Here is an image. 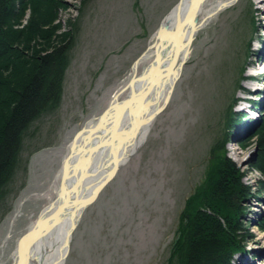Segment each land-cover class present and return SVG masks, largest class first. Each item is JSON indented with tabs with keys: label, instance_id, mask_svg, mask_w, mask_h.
Instances as JSON below:
<instances>
[{
	"label": "rangeland",
	"instance_id": "1",
	"mask_svg": "<svg viewBox=\"0 0 264 264\" xmlns=\"http://www.w3.org/2000/svg\"><path fill=\"white\" fill-rule=\"evenodd\" d=\"M178 1L63 0L57 6L55 34L66 38L54 44L70 40L61 91L57 102L44 107L26 128L16 167L0 196V264H19L12 256L17 241L56 197L59 168L75 132L107 107L135 64L136 74L143 70L152 56H140L150 52L155 32ZM216 7L217 0L203 2L196 19L200 26L169 101L145 140L81 210L63 264H167L178 213L185 197L203 182L229 107L241 109L235 124L257 120L259 112L248 107L247 99L255 104L264 98V0ZM29 11L16 26L27 21ZM42 43L41 36L30 41L33 49ZM119 94L125 98L128 89ZM235 124L223 147L251 193L240 199L244 249L231 254L230 261L264 264V229L258 225L264 216V173L250 162L258 159V148L254 157L250 149L258 129L242 140L250 126L239 132Z\"/></svg>",
	"mask_w": 264,
	"mask_h": 264
},
{
	"label": "trees",
	"instance_id": "2",
	"mask_svg": "<svg viewBox=\"0 0 264 264\" xmlns=\"http://www.w3.org/2000/svg\"><path fill=\"white\" fill-rule=\"evenodd\" d=\"M62 3L63 0H0V196L16 167L26 128L44 107L57 102L61 91L64 52L70 40L58 46L53 40L60 43L64 35L55 34L58 24L54 23L57 6ZM28 7L27 21L16 26ZM38 36L44 43L33 49L30 41ZM26 48L32 49V54ZM40 50H47L46 56ZM45 60L49 65L47 71H42ZM51 64L54 68L50 69ZM234 116L229 107L226 129L210 151L203 182L185 197L167 264H233L231 254L244 249L246 233L241 225L240 199L251 193V187L241 180L240 170L223 147ZM255 139L258 159L251 164L264 173V109ZM261 184L264 187V180ZM258 225L264 229V216Z\"/></svg>",
	"mask_w": 264,
	"mask_h": 264
},
{
	"label": "water",
	"instance_id": "3",
	"mask_svg": "<svg viewBox=\"0 0 264 264\" xmlns=\"http://www.w3.org/2000/svg\"><path fill=\"white\" fill-rule=\"evenodd\" d=\"M181 2L182 0H179L170 11L174 9L177 10ZM203 2L204 0H188L186 6L183 9L177 10L175 12V23H173V25L168 29H166L165 26V29L163 32H161L160 37L158 40H156L154 55H152L149 62L139 74L131 75L119 92L114 94L116 95L125 88H128L127 96L120 101H112L113 99H111L107 107L99 115L94 117V120L91 124L83 125L75 132L70 142L69 150L65 154L61 163L60 184L56 197L39 212L32 224L26 229V231L19 237L17 241V245L14 250L16 251L15 257L17 258L16 260L19 264H37L40 255L38 256L36 253L34 242L43 236L40 234V232H45V230L50 229L51 227L55 228V225H60L61 218L65 217L72 207H77L80 205V212L78 213V216H76V218L70 222L71 224L66 230L64 240L60 241L57 239L56 244L53 243V241L49 243V245L51 244V249H56L57 253L52 256L53 258L51 262L45 261L44 264H57L60 261L63 264L69 248L71 231L76 225L81 210L95 197L100 189L111 180L120 164H122L132 153H134L140 144L145 140L146 134L149 131L153 119L169 101L171 93L176 84V80L178 79L180 69L185 60L187 48L190 45L193 33L196 28L200 26V24L195 21V18L198 17V13ZM224 2L221 5H223ZM228 3L229 2L226 1L224 5ZM189 22L191 23V26L188 27L189 29L187 39L183 40V32L185 29H187ZM159 28H162V23ZM185 45L187 48L184 52L182 51V48ZM143 55L144 53L142 56ZM167 60L168 62H166ZM165 62L167 63L166 66ZM171 71H174L175 75L169 80L170 75L168 73ZM159 73L162 74L160 75ZM157 76H161L159 77L160 81L156 84L157 87L159 86L158 90H160V94L157 98L156 104L150 109L148 117L144 119L145 125L144 128L142 127L143 136L138 138L130 151L125 152L122 157H120V155H116V153H113L111 155L113 160L112 165L110 166L107 174L99 182L94 183L96 182L94 178L95 167L92 168L93 165L91 166L93 157L97 156L98 151H100L99 153L105 151L104 147L107 145L108 149L113 151L114 140L115 138L119 137V134H121L119 132L120 130L118 125L121 120L123 121L125 115L133 108L132 103H134L137 99H141V101L136 102L137 105L140 103L136 111H139L142 109V107H144V99H142L143 96L141 93H147L148 91L142 92L137 87V85H135L136 81H140L141 79L144 80V85L147 83V88L149 89L155 81H158L156 80ZM166 86L167 88H165ZM139 95L141 98H138ZM148 99L149 98H147L145 101ZM80 134H83L84 137L81 138L82 142L77 140L78 137L81 136ZM106 141H108V144ZM128 141L129 144L132 142V140ZM251 149L255 156L257 153L256 145H254ZM74 155L75 159H72ZM82 155H84L86 158L85 163L80 162V157H82ZM87 180V183H82ZM90 186H92V191L90 194L86 196V198H80V195L83 194L82 190ZM77 198L80 199L76 201ZM33 239L34 241H32ZM59 242H62V244L59 245ZM47 244L48 242H46L44 247L41 249L45 250V246Z\"/></svg>",
	"mask_w": 264,
	"mask_h": 264
},
{
	"label": "bare ground",
	"instance_id": "4",
	"mask_svg": "<svg viewBox=\"0 0 264 264\" xmlns=\"http://www.w3.org/2000/svg\"><path fill=\"white\" fill-rule=\"evenodd\" d=\"M226 1L227 2H230L231 0H217V7L219 8V7L223 6L226 3ZM187 2H188V0H182L181 4H180V6H179V8L177 10L183 9L186 6ZM223 2H224V4L221 5ZM216 8H215V10H216ZM177 10L174 9V10L170 11V13L167 14V16L162 21V28H158L157 31L154 34L155 35V40H154V42L152 41L153 43L149 47V50H148L150 52H146L141 58H147V57H151L152 55H154V49L153 48H155L156 40H158V38L160 37L161 32H163V30L165 29V26H166V29H168V28H170L173 25V23H175V21H176V19H175L176 18L175 12ZM215 10H210V12H208V14H202L201 20L205 21L206 17L208 15L210 16L212 14V12H214ZM196 19H197V17L195 18V21H196ZM200 23H202V22H200ZM190 24L191 23L189 22V24L187 25V29H185L184 32H183V38H182L183 40L187 39L188 29H189L188 27L191 26ZM186 48H187L186 45L183 46L182 51L185 52ZM187 52L188 53L185 55V59H187L188 56H189V48H187ZM166 62H168V60ZM166 62H165V66L167 64ZM135 65H134V68H133V74L134 75H137L136 74V66ZM174 71L173 72L171 71L170 73H168L170 75L169 76V80L171 79L172 76L175 75ZM159 74L161 75L162 73H159ZM159 77H161V76H157L156 77L157 78L156 80H158V81H155L153 83V85L149 89L147 88V83L144 85V83H145L144 80L141 79L140 81L139 80L136 81L135 85H137V87L142 92L148 91L147 93H141L142 96H143L142 99H144V107H142V109H140L139 111H136L137 107L140 105V103L137 105L136 102L141 101V99H137L134 103H132L133 104V106H132L133 108L131 107L132 108L131 111L128 112L125 115L123 121L121 120L120 123H119V125H118V128L120 130L119 132L121 134H119V137L118 138H115V140H114L113 151L111 149L109 150L108 149V145H107L106 147H104V150L105 151H102L101 153H99L100 151H98L97 152V156L93 157L91 166L93 165L92 168L95 167V169H94V178H95L96 182H94V183L99 182L107 174L108 170L110 169V166L112 165V161L113 160H112V156L111 155L113 153H116V155H120V157H122V155L125 152H127V151L129 152L130 151V149L136 143L137 139L138 138H141L143 136V132H142L143 129H142V127L144 128V125H145L144 124V121H145L144 119L146 117H148V114H149L150 109L154 107V105L157 102V98H158V96L160 94V90H158L159 86L158 87L156 86V84L160 81L159 80ZM165 88H167V86ZM119 95H120L119 93L116 94L114 96V98H113L112 101H116V100L117 101H120L122 98H120ZM138 98H141V96L139 95ZM147 98H149V99L147 101H145ZM250 108H252V106ZM240 117H241V115H240ZM92 121L89 122L87 125L91 124ZM244 122L245 121H243V123L240 126L239 125L237 126V127H240L239 132L241 131V128H243L244 131H245V127L250 126V125L255 126L258 123L257 120H255L253 122H250L249 120L247 122H245V123ZM244 125H245V127H243ZM248 130L249 129L247 128V131ZM83 134L82 135L80 134L81 136H79L78 139H77L80 142H82V139L81 138L83 137ZM241 135L242 134H240V136ZM242 138L243 137H241V139ZM232 139H233L234 142H236L237 140H239V137H236L235 138V136H233ZM128 140H132V142L129 144V141ZM106 143L108 144V141H106ZM84 155H85V152H84ZM84 155H82V157H80V162L81 163H85L86 158L84 157ZM253 157H254V153H253ZM253 157H251L250 159H252ZM72 159H75V155L73 156ZM87 182H88V180L85 181V182H82V183H87ZM91 188H92V186H90V187H88L86 189L84 188L82 190L83 191V194L80 195V198H86V196H88L90 194V192L92 191ZM80 198H77L76 201H78ZM80 209H81V206L80 205H78L77 207H72L68 211V213L65 215V217H62L61 218V224L60 225L58 224L59 226L58 225L57 226L55 225V228L54 227H51L50 229L45 230V232H40V234L43 235V236L40 235L41 237L38 238L34 242L35 243V247H36V253H37V255L38 256L40 255L42 257L41 258L39 256V260H38L37 264H44L45 261L46 262H51V260L53 258L52 256L54 254H56L57 251H56V249H51V244L49 245V243H51L53 241V243L56 244V240L57 239H59L60 241H63L64 240V237H65V234H66V230H67V228L71 224L70 222L73 221L76 218V216H78V213L80 212ZM32 241H34V239ZM256 241H259L258 238L255 239V242ZM46 242H48V244L45 246V250H42L41 248L44 247V244ZM61 244H62V242L61 243L59 242V245H61ZM64 248H63V250H64ZM258 250L261 251V249H258ZM15 252L16 251H14L13 254H12V256H14V257H15ZM16 259L17 258L15 257L14 260H16ZM57 264H62V262L60 261Z\"/></svg>",
	"mask_w": 264,
	"mask_h": 264
}]
</instances>
